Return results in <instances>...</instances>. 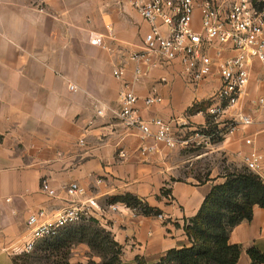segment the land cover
<instances>
[{
    "label": "crops",
    "instance_id": "crops-1",
    "mask_svg": "<svg viewBox=\"0 0 264 264\" xmlns=\"http://www.w3.org/2000/svg\"><path fill=\"white\" fill-rule=\"evenodd\" d=\"M132 1L0 0V264H14L23 254L31 216L42 212L40 221L51 222L63 209L87 206L89 200L98 204L88 209L89 218L122 247L124 264L138 259L157 263L170 250L192 245L185 228L214 185L224 183L229 170L246 168V154H264V111L255 105L264 98L262 66L253 65L242 107L217 120L222 141L212 143L200 134L211 127L207 113L191 110L209 102L221 86L219 75L193 86L174 62L143 67L146 75L135 83L139 64L130 55L141 49L150 25ZM200 21L197 10V27ZM94 38L103 45L91 44ZM213 48V56H233L223 46ZM118 69L125 71L122 80L114 75ZM125 85L139 98L142 120L170 124L175 148L157 142L155 126L145 135L123 122L120 94ZM150 97L162 102L147 107L144 100ZM240 112L252 117L253 124L238 123L230 133L227 121ZM211 156L218 165L198 182L191 171ZM254 173L264 178V161ZM43 180L55 197L41 190ZM72 184L85 193L69 195ZM127 195L160 214L143 216L112 203ZM229 243L242 248L237 264H251L250 248L264 253V209L255 207L252 221L236 226ZM91 260L101 263L87 244L72 250L71 264Z\"/></svg>",
    "mask_w": 264,
    "mask_h": 264
},
{
    "label": "built area",
    "instance_id": "built-area-1",
    "mask_svg": "<svg viewBox=\"0 0 264 264\" xmlns=\"http://www.w3.org/2000/svg\"><path fill=\"white\" fill-rule=\"evenodd\" d=\"M132 7L150 25L141 49L130 55V60L139 64L135 69V83L141 81L147 70L179 62L183 79L193 86L209 82L219 75L221 86L209 99V115L218 119L242 107V98L251 82L253 65L259 63L264 69V7L257 8L253 0H202L200 3L197 0H133ZM197 10L201 14L198 27ZM91 44L102 46L103 42L101 38H94ZM217 45L229 49L233 56L222 57L220 53L211 55V49ZM114 75L122 80L125 71L115 70ZM70 90L77 92L78 89L70 85ZM161 102L162 99L158 97L144 100L147 107ZM120 103V116L128 127L139 128L149 135L151 126H155L157 142L169 148L178 145L170 124L161 119H153L148 123L141 119L136 107L139 98L130 86L125 85L120 94ZM255 105L264 111V98H257ZM238 123L250 126L253 118L241 112L234 113L233 118L227 121L230 133ZM246 143L251 145L252 141L247 140ZM243 161L248 170L258 172L264 154L252 151L244 156ZM261 179L264 181V178ZM41 190L50 197L56 196V191L47 180H43ZM67 192L71 196H80L85 190L78 184H72ZM89 208H98L95 200H89L87 206L63 209L51 222L40 221L42 212L31 216L28 220L31 237L25 244L23 254H31L39 240L55 237L61 228L90 219ZM111 209L117 211L118 206L113 205Z\"/></svg>",
    "mask_w": 264,
    "mask_h": 264
},
{
    "label": "trees",
    "instance_id": "trees-1",
    "mask_svg": "<svg viewBox=\"0 0 264 264\" xmlns=\"http://www.w3.org/2000/svg\"><path fill=\"white\" fill-rule=\"evenodd\" d=\"M255 6L262 9L264 4L255 2ZM210 104L195 106L191 112L207 113ZM213 118L207 116L210 124ZM220 141L221 136L212 139L213 143ZM112 203H123L143 216L160 214L130 195L115 198ZM255 207L264 209V181L260 176L247 168L227 173L224 183L214 185L197 216L185 228L192 245L170 250L154 264H237L242 248L231 245L229 236L242 222L252 221ZM80 244H87L92 256L101 258L99 264H124L122 247L92 218L61 228L55 237L39 240L31 254L16 256L14 264H71L72 250ZM248 255L251 264H264V253L257 248H250ZM88 264L96 263L91 260ZM136 264L150 263L138 259Z\"/></svg>",
    "mask_w": 264,
    "mask_h": 264
},
{
    "label": "rangeland",
    "instance_id": "rangeland-1",
    "mask_svg": "<svg viewBox=\"0 0 264 264\" xmlns=\"http://www.w3.org/2000/svg\"><path fill=\"white\" fill-rule=\"evenodd\" d=\"M207 116H211V115H209L208 112H207ZM218 119H216L214 117L211 120L212 127H210L209 130H204V131L200 132L201 135H204L207 138L209 137V141L210 142H212L213 137L216 139V138L222 136L221 133L218 132V129L217 128L215 129V124H216ZM228 133H229V131H228ZM211 135H213V136H211ZM217 165H218V161H216L215 156L203 158V159H201L200 161L197 162L195 169H193L191 171L192 172L191 175H193L194 178L198 180V182H203L204 179H208V177H209V175L211 173V169H213ZM239 170H242V169H239ZM232 171H234V170H229L227 173H230Z\"/></svg>",
    "mask_w": 264,
    "mask_h": 264
}]
</instances>
